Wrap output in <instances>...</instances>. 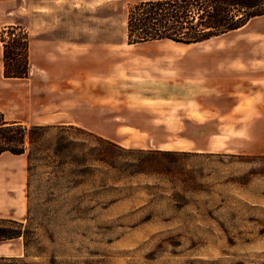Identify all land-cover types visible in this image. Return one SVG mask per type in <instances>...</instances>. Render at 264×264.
Listing matches in <instances>:
<instances>
[{
  "label": "rangeland",
  "instance_id": "obj_1",
  "mask_svg": "<svg viewBox=\"0 0 264 264\" xmlns=\"http://www.w3.org/2000/svg\"><path fill=\"white\" fill-rule=\"evenodd\" d=\"M141 1L13 4L38 50L28 77L7 79L0 40V113L73 144L31 168L0 155V218L30 231L27 248L0 242V264H264V16L204 42L131 44ZM47 25L68 38L52 58ZM161 142L174 148L146 146ZM136 149L187 154L141 171Z\"/></svg>",
  "mask_w": 264,
  "mask_h": 264
},
{
  "label": "trees",
  "instance_id": "obj_2",
  "mask_svg": "<svg viewBox=\"0 0 264 264\" xmlns=\"http://www.w3.org/2000/svg\"><path fill=\"white\" fill-rule=\"evenodd\" d=\"M264 15V0H145L129 11L127 36L129 43L171 39L180 43H198L215 36L236 30L251 19ZM21 33L16 34L15 31ZM4 47V75L8 78H25L30 73L29 34L21 26H8L1 31ZM52 125H32L7 122L0 113V155L5 152L26 154L31 168L35 157L42 151L52 149L56 156H70V141L58 140L53 146L43 141V136ZM65 126V125H61ZM74 127L73 125H69ZM26 140H28V145ZM108 140V139H107ZM122 150H125L121 148ZM133 151L134 149H126ZM146 154L135 163L138 169L148 161L163 159L168 155L187 154L181 151L136 149ZM43 156H41L42 158ZM159 166H164L162 161ZM88 167V164H83ZM89 168H84L87 172ZM30 231L21 221L0 218V242L23 238L28 247Z\"/></svg>",
  "mask_w": 264,
  "mask_h": 264
},
{
  "label": "crops",
  "instance_id": "obj_3",
  "mask_svg": "<svg viewBox=\"0 0 264 264\" xmlns=\"http://www.w3.org/2000/svg\"><path fill=\"white\" fill-rule=\"evenodd\" d=\"M16 1L17 0H0V6L2 7V9H0V20H1L0 28L3 29L6 26L16 25L17 24L16 18H17L18 13L20 12V7L17 8L18 10H15V8L13 7L14 6L13 4H15ZM262 16H264V15H262ZM262 16H258V17H262ZM258 17H255V18H258ZM255 18H253V19H255ZM253 19H251L246 25H244V26H242V27H240V28H238L236 30L229 31L227 33H224V34H221V35H218V36H215V37L223 36V35L228 34L230 32H234V31H238V30L244 29ZM48 27L49 26L47 25L46 29H45V34H44V44H45L44 54L46 56L48 55V57L52 58L53 57V53H54V48H58L60 44L66 43L68 41V38H67V35L63 34L61 30H56L55 31L54 29H55L56 26H52L50 28V30H49ZM0 34H1V32H0ZM29 38H30V41H29V61H30V68H31L32 67L31 57L37 54V50L38 49L36 48L35 45L32 46V39H31L30 36H29ZM210 39H208V40H210ZM0 40H1V38H0ZM161 40H163V39H161ZM153 41H155V40H153ZM156 41H160V40H156ZM205 41H207V40H205ZM147 42H149V41H147ZM202 42H204V41H202ZM138 43H143V42H138ZM138 43H131V44H138ZM3 53H4V47H3V50H2V54ZM3 76L5 77V75H4V63H3ZM5 78H7V79H24V78H8V77H5ZM218 81L223 82L225 80H223V78H221L220 80L214 79V78H210L208 80V82L211 83V84H212V82H214V84H216V83H218ZM14 121L22 122V121H19V120H14ZM61 123H64V124H82V123H79L78 121H75L74 119H66L65 121H63ZM107 138H109V137H107ZM150 145H151V147H155V148H159V149H171V148H174V146L171 143H169V142L168 143L161 142V143L146 144L147 147H150Z\"/></svg>",
  "mask_w": 264,
  "mask_h": 264
}]
</instances>
